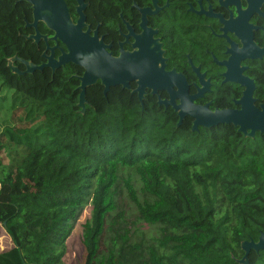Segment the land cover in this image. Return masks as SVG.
I'll return each mask as SVG.
<instances>
[{
    "label": "trees",
    "instance_id": "trees-1",
    "mask_svg": "<svg viewBox=\"0 0 264 264\" xmlns=\"http://www.w3.org/2000/svg\"><path fill=\"white\" fill-rule=\"evenodd\" d=\"M7 1L0 0V225L11 245L0 249V264H63L87 203L82 264H239L240 242L264 233V134L245 137L232 124L194 131L190 117L178 126L177 113L156 97L147 94L141 106L121 86L104 96L99 81L86 89L81 113L79 66L23 75L7 66L14 55L40 64L45 48L25 38L31 6ZM87 1L101 21L106 0ZM38 29L51 33L41 22ZM123 196L155 228L152 240L120 225ZM248 259L264 264V249Z\"/></svg>",
    "mask_w": 264,
    "mask_h": 264
},
{
    "label": "flooded vegetation",
    "instance_id": "flooded-vegetation-1",
    "mask_svg": "<svg viewBox=\"0 0 264 264\" xmlns=\"http://www.w3.org/2000/svg\"><path fill=\"white\" fill-rule=\"evenodd\" d=\"M64 1L76 12L75 0ZM84 2L90 34L96 30L112 56H118L120 49L133 51L136 38L143 34L153 41L152 51L162 54L165 70L182 74L189 96L200 94L194 103L207 104L210 110L239 109L236 102L247 85L253 86L254 104L264 103V0H106L101 21L96 10L89 9L90 2ZM71 18L75 21L77 13ZM130 85L133 89L136 84ZM147 94L152 95L149 90ZM158 95L169 97L165 90Z\"/></svg>",
    "mask_w": 264,
    "mask_h": 264
},
{
    "label": "water",
    "instance_id": "water-1",
    "mask_svg": "<svg viewBox=\"0 0 264 264\" xmlns=\"http://www.w3.org/2000/svg\"><path fill=\"white\" fill-rule=\"evenodd\" d=\"M31 6L32 21L25 20V27L32 28L33 32L25 36L26 40H32L35 44L43 41L45 49L41 56L45 60L40 64H34L14 55L7 59V66L12 73L17 75L30 74L35 70L51 69L54 73L67 63H72L83 69L78 76L79 90L77 106L84 113L86 89L97 81L103 86V95L106 96L113 86H121L136 94L143 106L146 91L157 96L160 106H171L177 113L179 126L186 117L192 118V130L199 127L211 128L219 124H232L237 127L245 137H253L256 132L264 133V103L257 107L252 98V87L247 85L243 95L236 102L239 109H214L210 110L207 104H196L189 96L187 85L182 74L164 68V59L160 52L155 53L152 40L145 38L143 34L136 38L133 51L120 49L118 56L114 57L107 51L108 45L104 44L102 37H98L97 31L90 34V27L85 24L84 0L76 1L77 19L73 21L64 0H20ZM143 15L145 10H141ZM149 12V11H148ZM42 22L53 34H42L38 29V23ZM142 28L145 21L142 19ZM83 27H86L84 30ZM145 30V28H144ZM48 41H54L49 45ZM59 42L64 47L59 45ZM59 55L55 56V50ZM24 66L20 70L14 63ZM135 82L132 89L130 82ZM167 91L169 97L162 99L158 91ZM240 248L243 251L241 258L236 259L239 264H249L248 255L251 250L259 252L264 249V233H260L257 240H242Z\"/></svg>",
    "mask_w": 264,
    "mask_h": 264
},
{
    "label": "rangeland",
    "instance_id": "rangeland-1",
    "mask_svg": "<svg viewBox=\"0 0 264 264\" xmlns=\"http://www.w3.org/2000/svg\"><path fill=\"white\" fill-rule=\"evenodd\" d=\"M120 206L124 210V215L119 219V223L124 228H129L130 231L139 230L143 232L144 236L152 240L156 236L154 227L145 224L136 218V211L134 205L125 197H121ZM91 205L87 203L84 205L82 212L79 214L73 225L72 231L64 243L65 253L63 256V264H82L84 258V248L81 243V226L84 221L90 219ZM1 217V216H0ZM11 245L9 236L5 233L0 225V249Z\"/></svg>",
    "mask_w": 264,
    "mask_h": 264
}]
</instances>
